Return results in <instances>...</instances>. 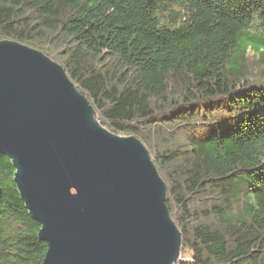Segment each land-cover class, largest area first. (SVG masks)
<instances>
[{
  "label": "trees",
  "instance_id": "obj_1",
  "mask_svg": "<svg viewBox=\"0 0 264 264\" xmlns=\"http://www.w3.org/2000/svg\"><path fill=\"white\" fill-rule=\"evenodd\" d=\"M0 39L60 63L103 125L143 141L176 264H264V0H0ZM15 171L0 154V264H43Z\"/></svg>",
  "mask_w": 264,
  "mask_h": 264
},
{
  "label": "water",
  "instance_id": "obj_2",
  "mask_svg": "<svg viewBox=\"0 0 264 264\" xmlns=\"http://www.w3.org/2000/svg\"><path fill=\"white\" fill-rule=\"evenodd\" d=\"M0 154L42 225L43 264L178 261L182 233L143 141L103 125L60 63L8 39H0Z\"/></svg>",
  "mask_w": 264,
  "mask_h": 264
},
{
  "label": "rangeland",
  "instance_id": "obj_3",
  "mask_svg": "<svg viewBox=\"0 0 264 264\" xmlns=\"http://www.w3.org/2000/svg\"><path fill=\"white\" fill-rule=\"evenodd\" d=\"M52 48H55V45H52ZM54 51H56L55 49H53ZM254 53L253 51H250V56H252ZM183 260H189L190 258L187 256V257H182Z\"/></svg>",
  "mask_w": 264,
  "mask_h": 264
}]
</instances>
